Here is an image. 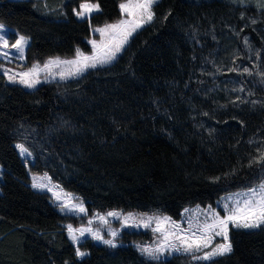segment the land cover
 <instances>
[{
  "label": "trees",
  "instance_id": "obj_1",
  "mask_svg": "<svg viewBox=\"0 0 264 264\" xmlns=\"http://www.w3.org/2000/svg\"><path fill=\"white\" fill-rule=\"evenodd\" d=\"M84 1L99 9L79 18ZM122 1L0 0V23L28 38V66L90 51L91 28L118 17ZM252 1L157 0L109 64L33 89L0 71V264H264V226L231 228L232 251L211 260L148 258L129 243L134 231L116 247L74 246L65 225L77 218L29 183L45 172L89 211L178 218L263 180L264 165H250L264 151V16Z\"/></svg>",
  "mask_w": 264,
  "mask_h": 264
},
{
  "label": "snow or ice",
  "instance_id": "obj_2",
  "mask_svg": "<svg viewBox=\"0 0 264 264\" xmlns=\"http://www.w3.org/2000/svg\"><path fill=\"white\" fill-rule=\"evenodd\" d=\"M157 0H128L127 3H121L120 9L123 13H126L128 19H120L115 23L107 24L103 28H96L94 31L100 32L102 40L99 44L97 41L92 40L93 51L91 55L83 53L79 48L76 49L75 57L71 60H61L59 57L49 58L44 62L43 67L38 63L34 64L31 69L27 72L13 73V70L3 68L0 66V71L8 77L11 82H17V76L20 77L19 83L25 85L28 88H34L36 84L40 83L38 75L40 72H46L48 75L55 78L59 76L61 80L77 77L85 72L89 68H96L98 65H105L111 63L116 59L117 54L122 51L124 46L128 43L129 38L138 29L143 27L145 24L151 23L154 18L152 6ZM259 6L264 10V3H260ZM80 11L76 12L78 17H83L87 13H91L93 10H98V4L92 3H81ZM252 23H255L253 20ZM4 25L0 24V30L4 29ZM106 37V39H104ZM27 38L19 36L15 43L9 45L4 35H0V56L7 57L9 53L7 49H15L19 53V58L24 59L23 52L24 47L27 44ZM245 45L248 41L245 38ZM259 55V54H257ZM53 69H61L53 72ZM235 71V69H230ZM244 73L251 75L249 68H243ZM13 73V74H10ZM264 76V72L260 73ZM47 79V76L45 77ZM243 91V88L240 89ZM237 99H240L237 97ZM251 143V141H249ZM17 147L20 149L21 155L29 154L28 149L23 145L19 144ZM251 163H260L264 165V151H262L258 158H254ZM216 179H219L218 177ZM34 188L44 189L48 188L47 183L39 182L36 177L33 178ZM51 191V189H49ZM243 198L235 201V206L229 207L228 204L224 205L226 215L220 216L218 212L214 210L211 216L206 219L203 225L198 226L195 230L192 225L189 224L187 229L181 227L178 222L172 221L171 217L168 216H149L147 219L142 221L144 227H149L151 222L154 220L156 227L153 229L154 232H158L162 236V241L155 248L151 247H140L142 253L147 254L152 259H159L160 256L168 250L175 252H186L193 253L194 259L211 260L213 257L222 256L232 251V245L229 241V224L234 228L252 229L264 226V180H261L258 185L249 187L246 193L238 194ZM57 199H60L57 194ZM231 199V197H229ZM62 210L67 208L70 211L85 212L86 209L83 203L72 204L69 200L68 203L63 204ZM119 212H108L107 216L117 217L120 216ZM132 216L131 213L128 214ZM100 220H105L104 216L98 217ZM210 220V222H208ZM106 222V221H105ZM127 223V217L125 218ZM91 224V221H89ZM171 225V227H169ZM139 226V225H135ZM79 236H83L86 232L91 233L93 239L102 241L111 247H116V243L113 239H104L100 235L99 231H93L90 227L74 229L72 225H68V233L70 238L75 242L79 240ZM111 235L115 237L117 233L111 232ZM216 236L223 237L224 243H217L213 246V240ZM211 249L210 251H204L203 256H195L194 253L199 252L203 249ZM76 255L83 257L86 255L85 252L76 249Z\"/></svg>",
  "mask_w": 264,
  "mask_h": 264
},
{
  "label": "rangeland",
  "instance_id": "obj_3",
  "mask_svg": "<svg viewBox=\"0 0 264 264\" xmlns=\"http://www.w3.org/2000/svg\"><path fill=\"white\" fill-rule=\"evenodd\" d=\"M127 2H128V0H123L121 3H127ZM242 2L243 3H250V2L253 3L252 0H242ZM81 3L97 4V2H91V1H84ZM260 3H264V0H258L256 2V6L261 9V7L259 6ZM80 4L75 9V14L77 11H80V7H79ZM120 4H119V9H120ZM262 11H263L262 15L264 16V10H262ZM89 14L90 13H87V14H85V16H88ZM85 16H83V17H85ZM79 18H82V17H79ZM128 18L129 17L127 16V14L123 13L120 9V15L118 17H116L112 20L106 21L100 25H95L91 28V31L93 34L88 38V42L90 41V43H91L92 40H95V41H97V44H99L100 41L102 40L101 33L94 31V29L103 28L107 24H112V23L117 22L120 19H128ZM0 24H2V23H0ZM4 26H5L4 29L0 30V35H4V38L7 39L9 42V45H11V44L15 43V40L21 35L17 34L14 38H9L8 32L11 28H9L6 25H4ZM24 37H26V36H24ZM130 38H129V40H130ZM104 39H106V37H104ZM27 41H28V38H27ZM26 46H27V44L24 47V52H23L24 59L19 58V53H17V51L15 49H11V48L7 49L6 51L9 53V55L7 57L0 56V58L4 61L2 67L13 70V73H22V72H27L29 69L32 68V66L34 64H37V63L41 67H43L44 62H46L49 58L59 57L61 60H71L75 57V54L71 57L52 56V57L45 58L41 62H35L34 64L27 66L24 64ZM90 46H91V49L88 52H84L81 49L80 50L85 54L91 55L92 51H93V45H90ZM98 66H100V65H98ZM59 70H61V69H53V72H56ZM13 73H10V74H13ZM46 76H47V79H45ZM6 78H7V81H9L7 76H6ZM19 79H20V77L17 76V82H11V81H9V82L21 84L18 82ZM38 79H39L40 83L53 81V80H61L59 78V76H56L55 78H53L52 76L48 75L46 72H43V71L39 73ZM40 83L36 84L35 87H37ZM21 85L24 86L25 88H28L23 84H21ZM28 89H33V88H28ZM17 145H19V144H17ZM18 150L20 152L19 148H18ZM20 154H21V152H20ZM26 155H27V153L24 154L23 156H26ZM34 177H36L39 182L48 184V188H44V189L36 188V189L47 191L49 196H50V200H51L52 204L55 205V207L58 211H60L63 214H71L77 218V221L75 223H67L65 225L67 236L70 239V241L74 244V246H77L82 240H84L86 238H90L91 240H93L96 243H101V244H104V243L102 241L93 239L92 234L88 233V232H86L83 236H79V233L77 232L76 235L79 237V240L74 242L69 236L68 225H72V227L74 229L90 227L93 231L98 230L100 235H102L104 239H113L115 241L116 245L120 243L119 237L121 236V234L124 231H126V232L134 231V232L140 233L139 235H137L135 237V239H132L129 242L131 245L136 247L139 251H140V247L155 248L158 244L161 243V241H162L161 234L153 231V229L156 227L155 221L153 220L151 222L150 226L147 228L143 226L142 221L147 219V217H149V216H160V217L168 216V217H170L169 215L163 214V213L158 212V211H136V210H124V209H120V208H113V209H109L106 211H98V210H90L89 211L85 207L84 201L80 197H78L76 194L69 192V191L61 188L60 186H58L56 183H54L50 179V177L48 176L47 173H45V172L44 173L31 172L30 173V182H29L31 186L33 185V178ZM259 182L255 183L251 186L226 191V192L222 193L213 202V204L201 205V204L197 203V204H193V205H186L182 209L178 218H172L171 217V219H172V221L178 222L181 225V227L184 229H187L189 227V224H191L192 228L195 230L198 226H201L204 224L206 219L211 216V213L213 210L215 212H218L221 217L226 215L224 205L228 204L229 207L235 206V201L237 199L242 200V198H243L241 195H238V194L246 193L249 187H254V186L258 185ZM49 189H51V191ZM57 194H59L60 199H57ZM229 197H231V199H229ZM69 200L71 201L72 204L83 203V206L86 209V211L85 212L70 211L67 208L62 210L61 206L65 203H68ZM113 211L119 212V213H121V215L117 216V217L107 216L108 212H113ZM129 213L132 214L131 217L128 216ZM99 216H104L105 220H100L98 218ZM126 217H127V223H125ZM89 221H91V224H89ZM208 222H210V220ZM135 225H139V226L137 227ZM169 227H171V225H169ZM231 228H234V227H232V225L229 224V230ZM113 231H115L117 233V235L115 237H113L111 235V232H113ZM228 236H229V232H228ZM217 243H224L223 237L216 236L215 239L213 240V246ZM210 250H211L210 248L209 249H203L199 252L194 253V255L197 257L203 256L204 251H210ZM80 251H82V250H80ZM82 252L87 253L86 251H82ZM174 253H186V252H183V251L175 252L172 250H168L165 253H163L160 256V258L168 257ZM142 254L144 256L150 258L147 254H145V253H142ZM187 254L193 255V253H187Z\"/></svg>",
  "mask_w": 264,
  "mask_h": 264
},
{
  "label": "crops",
  "instance_id": "obj_4",
  "mask_svg": "<svg viewBox=\"0 0 264 264\" xmlns=\"http://www.w3.org/2000/svg\"><path fill=\"white\" fill-rule=\"evenodd\" d=\"M94 11H95V10H94ZM92 12H93V11H92ZM89 44L92 45V44L90 43V41H89ZM33 64H34V63H33Z\"/></svg>",
  "mask_w": 264,
  "mask_h": 264
}]
</instances>
